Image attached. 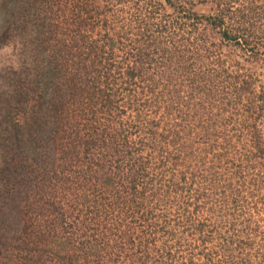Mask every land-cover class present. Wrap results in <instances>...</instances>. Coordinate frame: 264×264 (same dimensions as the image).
I'll list each match as a JSON object with an SVG mask.
<instances>
[{"label":"rangeland","instance_id":"374dc122","mask_svg":"<svg viewBox=\"0 0 264 264\" xmlns=\"http://www.w3.org/2000/svg\"><path fill=\"white\" fill-rule=\"evenodd\" d=\"M35 1L27 37L58 64L56 80L95 53L109 70L103 93L92 74L69 88L36 161L11 160L23 212L0 226V264H264V186L235 173L250 149L242 103L264 96V0ZM19 48L0 49V68H18ZM243 82L237 103L228 83Z\"/></svg>","mask_w":264,"mask_h":264},{"label":"trees","instance_id":"16d2710c","mask_svg":"<svg viewBox=\"0 0 264 264\" xmlns=\"http://www.w3.org/2000/svg\"><path fill=\"white\" fill-rule=\"evenodd\" d=\"M166 1L171 4V0ZM35 3V0H0V49L13 42L16 38L17 43L20 45L18 52L21 57L18 59L19 65L16 70H12L8 66L0 68V172H2L3 177V180H0V200L3 202L2 206H4L1 207L4 211L0 212L1 227H8L10 224L12 225V223L17 222L18 217L20 218L23 212L21 209H18L16 199L20 188L16 186V182H18L16 181V175H19L23 169L20 171L18 168L20 164L18 162L14 163L11 160L17 158L20 162H24L23 159L28 158L36 161L35 157L39 153L38 147L42 148L45 144L40 141L47 140V138H51L52 142L55 141V137L57 136L56 128H59V125L56 123L59 116H56L59 114V107L62 108L63 104L67 102L69 88H72V95H75L77 89H80L79 91L81 92L86 87L88 88V76L90 74H92L93 79L90 88L94 84L97 86L96 84L100 81V77L103 74L106 76L109 70L108 64L102 60L101 56L96 57V53L94 52L95 56L93 59H83L84 61L80 65V68L79 62L76 63L77 70L72 77H69L70 81L69 79L63 81L56 80L54 66L58 64H53L52 60L45 57L48 54L42 49L43 47L40 48L30 44V39L27 37L33 31L31 26L33 22L28 18L31 16L30 14H33L32 9ZM217 19L219 21L224 20L223 16ZM214 24H217V21ZM218 25L221 26L223 24L218 22ZM238 35L237 32L233 34L227 32L225 28L221 34L222 38L233 39L236 42L239 41ZM35 37L39 39V34L35 35ZM71 57L69 60L72 59ZM66 63L67 61H64V64ZM140 68L136 63L127 66L125 76L132 78L135 71L137 69L140 70ZM33 76L38 77L36 84H32L29 81L30 78L32 80ZM209 85L213 87L212 81ZM228 86L229 95L235 97L238 100L237 103H242V96L240 94L244 90V82L239 86L234 83H228ZM99 91V93H103L104 89L100 87ZM27 92H33V100H31L33 103H28L29 99L25 98ZM17 95L20 97L18 100L21 102L19 106L22 111L17 114V118L15 119L10 103L12 101L14 103ZM226 101L227 103L225 104L232 103L230 99ZM263 101L264 96L260 94L255 97H247L245 103L241 104L243 107V121L248 123L246 137L250 142V149L247 151L249 153L245 155V158L241 159L235 172L241 174L246 171L254 175L253 184L259 188L264 186V162L259 163L261 165L259 169L256 168V165L251 164V162L255 160L264 161V148L261 147L262 134L257 128L256 123V116L259 114L258 111L263 108L261 104ZM258 102L260 104H257ZM51 131H53L52 134ZM33 140L36 143H33ZM46 144H49L48 140ZM52 160L51 157V159L46 158V160L42 161L44 162V169H41L43 175H46L47 169L45 168L48 165L51 167L50 170H53L52 164L54 162ZM37 182L38 184H42L40 180ZM3 191L7 192V195H4ZM232 203L235 205V202ZM157 251L161 252L162 257L165 256L170 260L173 257L169 248L162 247V249Z\"/></svg>","mask_w":264,"mask_h":264}]
</instances>
